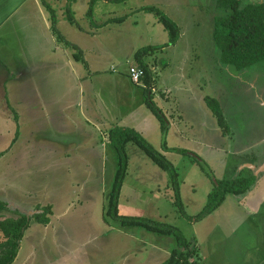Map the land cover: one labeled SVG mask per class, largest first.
Instances as JSON below:
<instances>
[{
    "label": "rangeland",
    "instance_id": "1",
    "mask_svg": "<svg viewBox=\"0 0 264 264\" xmlns=\"http://www.w3.org/2000/svg\"><path fill=\"white\" fill-rule=\"evenodd\" d=\"M139 1L141 4L132 0L120 7L139 8L156 2ZM263 2L241 0L240 7ZM179 6L185 10L179 12ZM54 7L58 23L55 26L83 48L89 62L85 68L76 64V73L104 70L123 75L131 64L139 68L131 57L130 44L140 48L149 42L155 47L165 46L151 52L148 56H153V60L147 63L157 69L152 74L150 95L152 104L165 117L166 133H162L160 122L145 105L146 95L135 86L145 88L142 78L136 83L127 74L132 82H128V90L140 93L144 99L140 107L134 109L127 102V96L112 93L117 91L116 83L106 79L99 81L92 75L86 83H75V110L73 115L69 114L75 130L68 140L69 151L74 150L73 163L69 160L63 164H46L42 172L37 164L24 162L19 155V145H13L15 140L24 142L26 137L34 141L41 133L24 134V128H18L13 114L6 115L4 101L0 99V201L12 204L14 209L28 216L36 213L35 205L51 204L50 223L46 226L30 222L12 264H159L178 248L174 236L121 226L106 215L117 169L114 146L108 140V133L114 128L136 130L173 165L178 174V194L184 212L180 215L177 210L168 173L161 171L136 145L128 143L125 147L128 168L118 197L119 215L143 217L177 228L188 242L186 251L190 257L198 251L190 264H210L211 255H215L216 261L227 254L230 247L237 257L234 264H264V62L243 70L221 64L212 30L214 19L227 12L218 8L215 0L159 3L153 8L164 16L168 14L170 17H166L179 29L176 43L166 46L168 33L154 14L147 20L152 28L149 34L141 32L133 36L124 26L121 30L87 35L69 24L67 27L71 30L65 31L66 8L58 4ZM131 11L134 16L139 14L135 9ZM46 12L51 18L50 12ZM75 21L80 26L84 23ZM140 23L144 22L140 20ZM4 30L8 31L10 45L15 44L17 38L13 40L15 32L13 35L11 32L16 30ZM57 32L62 40L52 34L64 46L58 49L59 61L71 60V53L76 50L67 45L68 39L58 29ZM3 36L1 32L0 38ZM4 49L0 46V52ZM79 53L84 58L81 51ZM121 87L123 91L127 89ZM79 92L84 96L78 102ZM108 93L113 98L110 102L104 100ZM206 98L218 103L224 120L222 128ZM90 106L95 108L97 118L89 114ZM83 109L85 116L80 114ZM45 138L58 140L50 134ZM88 148L96 152L87 163H82L79 159L90 151ZM14 174L10 180L3 179ZM249 174L257 177V181L248 193L227 194L211 214L200 221L195 219L205 206L214 182ZM248 197H253L251 202ZM9 204L7 206L12 208ZM244 207H258V210L249 211ZM14 217L11 212L0 213V220ZM2 240L0 233V242ZM218 241L221 253L214 244ZM256 254H261L262 258L252 256Z\"/></svg>",
    "mask_w": 264,
    "mask_h": 264
},
{
    "label": "crops",
    "instance_id": "2",
    "mask_svg": "<svg viewBox=\"0 0 264 264\" xmlns=\"http://www.w3.org/2000/svg\"><path fill=\"white\" fill-rule=\"evenodd\" d=\"M44 1L54 10L55 15L57 9L54 5L58 4L60 7L64 6L66 8L65 11L59 9V11L65 12V15H63V18L66 17L64 19L66 22L65 31L71 30L70 27H67L68 24L79 33L87 35H95L104 30H121L124 26H127L124 28L125 31L133 36L139 35L141 32L149 34L152 29L147 20L150 18L149 16L154 15L144 10L145 8L156 7L159 3H176V0H156V2L144 7L140 5L139 8H122L120 7L121 5H126L132 0H95L93 5L90 4L92 0ZM59 1L61 2L58 3ZM135 1L141 4L139 0ZM112 4H115L117 7H110ZM44 8L43 0H0V33L4 32V36L0 38V46L5 48L0 52V99L4 101L3 110L6 115H9V113L13 114L18 128H24V134L28 136L32 132L41 133L35 137L34 141H29L28 137H26L24 142H17L15 140L13 145L15 147L19 145V155L21 159L25 160L24 162L30 161L29 163L31 164H37L42 172L46 170L44 166L46 164H63V162H70L69 160L73 157L71 153L74 150L72 152L69 151L68 140L75 129L73 125L74 120L72 121L69 118V114L73 115L75 110L76 82H78V85L86 83L91 80L93 75L99 81L106 79L108 82L116 83L118 87L117 91L113 90L112 93H115L118 97L127 96V102L132 104L134 109L139 108L140 104L144 102L140 93L128 90V82L132 83L127 76L128 71L123 73V75H113V73H107L104 70H92L90 73H85L84 71L76 73V64H81L85 68L89 66V62L85 58L83 48L67 38L66 34L57 25L55 27L58 31L68 39L67 42L69 44L67 45L71 48L76 47L78 51H81L85 63L74 60L73 53H71V60L59 61L58 49L60 46H64L60 45L52 34L50 18L46 12L47 9L45 8V10ZM132 9H135L136 13L139 14L134 16L133 11H131ZM178 10L179 12H183L185 9L179 6ZM75 11L78 13H74ZM165 15L170 17L168 14ZM138 16H142V18L137 19L136 17ZM68 18H72V21L70 22ZM75 20H82L84 23L80 26ZM140 20L144 23H140ZM56 23L57 16L55 18V25ZM3 28H6V30H16L11 32L12 35L15 32L13 36V40L17 38L15 44L10 45L11 40H7L8 31H2ZM46 32H51V34L47 35ZM150 43L146 46H152ZM130 46L132 49L131 57L133 58L134 52L140 47L131 44ZM151 59L153 60V56H148L144 61L148 65L147 62ZM81 65L79 66L81 67ZM133 65L131 64L130 67ZM148 67L152 74L156 73V67H150V64ZM121 86H126L127 89L123 91ZM135 86L144 92V89L139 88L137 85ZM77 96V101L79 102L84 93L79 92ZM104 100L110 102L113 98L108 93L105 95ZM88 112L93 118H97L94 107H88ZM80 114L85 116L84 109L83 111L80 110ZM85 121L87 122V120ZM49 134L54 138L57 137L58 140H46L45 137ZM95 152L96 150L87 151L85 152V156L79 160L82 163H87L88 158ZM71 163H73L72 160ZM19 170H22V168ZM262 175L264 180V174L262 173ZM13 176L15 174L5 176L3 179L10 180ZM262 183L263 193L264 181ZM252 198L248 197V200L251 199V202ZM2 201L9 204L4 200ZM37 205L34 206V211H36L35 207ZM46 205L51 206L49 203L42 206ZM9 206H12V204H9ZM244 208H247L249 211L258 210V207ZM11 209L17 210L13 206ZM214 244H216V249L221 253L220 241ZM228 250L227 254H222L220 258H216V261L215 255H211L210 264H234L237 257L233 255L232 247ZM196 252L198 251H195L188 258V264L192 262L194 255H198ZM252 256L262 258L261 254Z\"/></svg>",
    "mask_w": 264,
    "mask_h": 264
},
{
    "label": "trees",
    "instance_id": "3",
    "mask_svg": "<svg viewBox=\"0 0 264 264\" xmlns=\"http://www.w3.org/2000/svg\"><path fill=\"white\" fill-rule=\"evenodd\" d=\"M95 0L91 1L93 5ZM241 0H215L218 8L227 12L224 16L214 19L212 39L219 50V61L223 65L231 66L236 70L246 69L257 62H264V2L259 4H249L240 7ZM43 5L50 12L51 31L60 40L63 37L57 32L55 27V12L43 0ZM144 10L152 12L164 30L168 33V43L170 46L176 43L179 37V29L160 11L153 7ZM71 22L72 18H68ZM67 44H69L67 42ZM155 46H144L134 52V60L137 66L143 70L144 76L141 79L146 95L145 105L160 122L162 133H166L165 117L158 107L152 104L150 88L153 85V75L145 63L144 58L157 49L164 48ZM73 53L74 60L85 63L82 55L76 47ZM208 107L213 110L217 118L218 125L222 128L224 120L221 115L219 105L216 101L206 98ZM211 101V102H210ZM213 104L211 105V103ZM224 130V129H223ZM110 134V135H109ZM108 140L114 146L117 157V169L114 174L111 191L108 197V208L106 215L117 221L121 226L141 227L156 234L174 236L178 248L173 250L169 257L160 264H188L190 254L187 253L188 242L179 230L169 224L149 220L137 216H124L118 214V197L128 168V157L125 147L128 143L136 145L161 171L168 173L172 189L175 193V205L180 215H184L182 204L178 194V174L173 165L166 160L164 155L158 153L150 146L142 136L132 128H114L108 133ZM164 145V141H163ZM185 153V152H184ZM211 175V173L209 174ZM212 177V176H211ZM257 177L253 174L246 176L238 175L232 179L217 180L213 183V189L207 196V201L201 212L196 216L200 221L211 214L224 201L227 194L243 196L255 185ZM36 213L28 216L18 210H11L7 204L0 201V213L11 212L14 218L0 220V233L3 240L0 242V264H12L18 254L20 242L25 230L33 220L38 224L46 225L49 222L48 216L51 214V206H36ZM181 212V213H180Z\"/></svg>",
    "mask_w": 264,
    "mask_h": 264
},
{
    "label": "built area",
    "instance_id": "4",
    "mask_svg": "<svg viewBox=\"0 0 264 264\" xmlns=\"http://www.w3.org/2000/svg\"><path fill=\"white\" fill-rule=\"evenodd\" d=\"M143 75H144V72L140 68L131 67L128 70V76L130 80L133 82H136V83L139 82L140 79L143 77Z\"/></svg>",
    "mask_w": 264,
    "mask_h": 264
}]
</instances>
